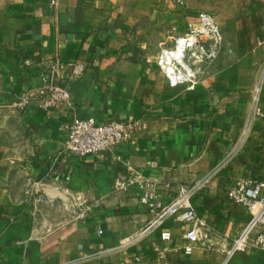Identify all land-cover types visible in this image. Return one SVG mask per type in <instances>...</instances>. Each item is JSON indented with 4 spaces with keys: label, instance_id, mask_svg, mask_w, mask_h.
<instances>
[{
    "label": "crops",
    "instance_id": "obj_1",
    "mask_svg": "<svg viewBox=\"0 0 264 264\" xmlns=\"http://www.w3.org/2000/svg\"><path fill=\"white\" fill-rule=\"evenodd\" d=\"M183 4L0 0V264L225 263L251 216L227 190L239 179L264 183V39L194 83L171 85L160 54L201 23ZM246 18H221L224 36L264 35L261 18ZM185 43L173 53L179 60ZM77 62L85 71L73 77ZM51 66L72 106L47 107L36 95ZM27 95L33 100L19 108ZM77 115L140 123L131 140L81 160L62 152V127ZM211 173L193 197L206 226L191 255L182 250L189 225L175 217L132 240L151 203ZM120 177L148 186L117 189ZM225 264H264V250L238 251Z\"/></svg>",
    "mask_w": 264,
    "mask_h": 264
},
{
    "label": "built area",
    "instance_id": "obj_2",
    "mask_svg": "<svg viewBox=\"0 0 264 264\" xmlns=\"http://www.w3.org/2000/svg\"><path fill=\"white\" fill-rule=\"evenodd\" d=\"M200 25L194 28L183 38L177 40L174 50H164L159 59L160 64L165 65L166 75L171 85H176L186 81L184 74L180 70L181 60L173 55L180 49L181 41H186L187 48H201L205 51L201 43L202 38L211 41L210 56L218 50L223 42V35L214 21L213 17L206 12H201ZM172 57L169 59L168 55ZM184 57V56H183ZM182 57V60H183ZM184 67V66H183ZM172 68V69H171ZM188 70V68H185ZM85 71V65L82 62L74 64L73 77H80ZM59 71L51 66L42 74L41 83L36 95L40 97L47 107L72 106L73 99L70 91L57 81ZM194 83V79H189ZM260 92L261 84H257L253 93V111H260ZM34 95H27L18 106L25 109L33 100ZM138 119H99L95 115H77L72 121L65 123L62 127L64 133V142L62 152L67 155H73L81 160L90 156H95L100 152L111 150L117 145L129 141L133 138L134 131L139 126ZM118 160H123L122 155L117 154ZM213 173L196 180L192 183H184L179 187L177 194L168 203L162 205L151 203L152 217L146 225L132 237L136 241L144 236L151 234L164 221L175 217L189 225L185 233L187 243L183 247L185 255H191L201 240L205 237V220L199 215L193 203V197L199 193L208 183ZM132 184L139 185L140 188L148 186L147 182H140L137 178L124 177L117 178L115 186L117 189H129ZM229 197L236 203L247 207L251 216L245 223L241 232L233 239L226 253V261L236 252L245 251L250 248H259L264 250V183L259 181H249L239 179L227 190ZM151 193L144 192L141 199L146 201ZM85 215V209L80 216ZM162 240L171 238L170 231H162ZM223 263V264H225Z\"/></svg>",
    "mask_w": 264,
    "mask_h": 264
},
{
    "label": "rangeland",
    "instance_id": "obj_3",
    "mask_svg": "<svg viewBox=\"0 0 264 264\" xmlns=\"http://www.w3.org/2000/svg\"><path fill=\"white\" fill-rule=\"evenodd\" d=\"M180 1V0H179ZM185 6L196 10L199 14L201 12H206L211 15L214 21L218 24L222 35L223 42L215 51L213 56H210V52L207 50L210 48L211 41L202 38L200 41L205 49L203 51L201 48H187L185 53H176L181 58L180 70L184 74L186 81L189 79L196 80L201 75H204L206 68L208 73L218 67V63H229L234 61L237 57L244 54V50L251 49L249 47L258 44L260 40L264 39V35H249V36H236L233 35L230 29L229 35L224 36V32L221 29L220 20L221 18H226L229 15H239L241 18H246V24H248V19L254 20L261 18V22L264 23V0H182ZM261 1L259 7L257 4ZM254 9V11H252ZM187 36V35H186ZM227 44V45H225ZM247 54V53H245ZM184 56V57H183ZM161 57V54H160ZM183 57V60H182ZM160 59V58H159ZM213 64V68H209ZM184 66V67H183ZM185 68H188L185 69ZM185 82V81H184ZM195 82V81H194ZM223 263V262H222ZM221 263V264H222Z\"/></svg>",
    "mask_w": 264,
    "mask_h": 264
},
{
    "label": "bare ground",
    "instance_id": "obj_4",
    "mask_svg": "<svg viewBox=\"0 0 264 264\" xmlns=\"http://www.w3.org/2000/svg\"><path fill=\"white\" fill-rule=\"evenodd\" d=\"M171 57H172V56L169 54V55H168V58L170 59ZM171 69H172V68H171Z\"/></svg>",
    "mask_w": 264,
    "mask_h": 264
}]
</instances>
